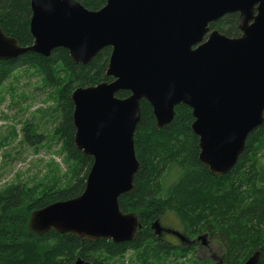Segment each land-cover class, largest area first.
Wrapping results in <instances>:
<instances>
[{"label": "water", "instance_id": "95a60500", "mask_svg": "<svg viewBox=\"0 0 264 264\" xmlns=\"http://www.w3.org/2000/svg\"><path fill=\"white\" fill-rule=\"evenodd\" d=\"M31 11L32 46L22 47L0 25V61L28 53L50 58L64 49L87 66L111 48L104 78L113 79L71 95L74 145L93 165L79 197L32 213L29 230L37 235L55 231L114 245L136 240L143 226L137 214L121 210L120 198L134 192L141 169L134 136L142 101L158 130L173 123L176 107L192 111L199 162L217 177L232 172L251 134L264 126V0H107L99 11L75 0H31ZM231 14L239 15V37L210 33V24ZM121 92L130 95L117 97ZM151 229L185 241L158 220ZM262 255L260 249L244 264H260Z\"/></svg>", "mask_w": 264, "mask_h": 264}, {"label": "trees", "instance_id": "16d2710c", "mask_svg": "<svg viewBox=\"0 0 264 264\" xmlns=\"http://www.w3.org/2000/svg\"><path fill=\"white\" fill-rule=\"evenodd\" d=\"M75 1L91 11H99L107 0ZM31 18V0H0L1 29L6 36L16 39L22 47L32 46L34 41L30 33ZM238 25L239 15L231 14L210 27L229 38H236L240 35ZM57 51H62L65 55L69 54L66 50ZM57 51H54L50 58L28 53L17 61H0V84L6 82L20 67L32 64L39 67L51 66ZM110 55V48L104 49L87 66L76 65L66 58L74 68L83 71L85 76H87L85 72H96L95 77L87 76L82 84H76L74 87H71V84L78 82V78H72L63 96L64 106L67 104V107L63 110L64 118L60 129L66 134V141L71 149L72 183L57 192H54L55 188L52 192H40V190L37 192L36 189L23 187L21 184L11 185L0 191V264H75L76 252L78 259L94 264L92 257L89 256L90 253L96 252L98 246L105 247L110 242H89L72 234L60 235L55 231L41 236L29 230V221L33 212L57 202L77 198L85 190L93 159L76 151L74 105L70 96L78 87H89L111 81L104 78ZM128 96L127 92L117 95L119 98ZM141 111V121L134 136L136 156L141 169L135 177L134 192L120 198L121 210L124 213L137 214L143 226L130 246L138 247L142 240L151 239L157 243V248L161 252L173 249L174 245L154 234L151 229L153 222L162 219L168 211L179 214L184 211V214H191L197 211L198 202L202 209L211 210L213 214L199 227V230L197 229V233L209 232L219 238L221 249L224 250L223 264H243L259 249H263V259L260 264H264V150L259 154L264 147V126L249 137L245 152L240 159L242 163H249L248 175L245 178L250 180L253 187L250 202L243 200L233 205L230 197L234 192L232 189L230 191L226 183L228 175L213 176L199 162L198 137L191 131V126H186L189 120L193 119L190 109L185 106L177 108L180 115H176L173 123L162 130L156 127V119L149 103L142 101ZM24 138L30 146H37L41 142L40 138L34 139L35 136L29 132H26ZM255 140L257 144L253 146L257 149L254 152L255 148L251 149V145ZM189 195L195 206L188 201ZM241 195L243 193L235 195V198L239 199ZM185 202H188V209L185 207ZM191 223L192 226H189L186 221L182 222L187 234L188 231L196 233L193 231L195 228L193 225L196 224L197 228L198 221L192 220ZM109 244L116 248H124L112 242ZM182 248L187 250V247Z\"/></svg>", "mask_w": 264, "mask_h": 264}, {"label": "rangeland", "instance_id": "374dc122", "mask_svg": "<svg viewBox=\"0 0 264 264\" xmlns=\"http://www.w3.org/2000/svg\"><path fill=\"white\" fill-rule=\"evenodd\" d=\"M57 52L51 66L39 67L32 64L20 67L6 82L0 84V191L11 185L21 184L23 187L36 189L37 192H52L53 188L56 189L54 192H57L72 183L71 149L66 141V134L60 129L64 118L63 110L67 107V104L64 106L63 96L72 78H78V82L71 84V87H74L76 84H82L87 76L95 77L96 72H85V76L83 71L69 63L72 62L69 54ZM177 115L179 116L180 112H177ZM193 120L190 119L186 126H191ZM26 132L35 136L34 139L40 138V144L28 145L24 138ZM254 144H257L256 140L251 145L255 152L257 147H254ZM263 150L264 147L259 154ZM255 156L258 157L257 154ZM248 164L240 161L235 171L227 176L226 183L230 191L232 189L234 192L230 197L233 205L243 200L250 202L253 187L250 180L245 178L248 175ZM241 193L243 195L236 199L235 195ZM187 197L195 206L191 196ZM185 203L188 209V202ZM197 206V211L191 214H184V211L181 214L168 211L161 219L163 228L184 233L186 230L182 224L183 220L189 226H192L191 221L195 220L199 225L197 228L196 224L193 225V231L196 233L188 231V235L190 241L198 239L203 232L197 233V229L199 230L213 213L211 214V210L202 209L198 202ZM192 216L196 218L193 219ZM160 239L174 245V248L161 252L157 243L151 239L142 240L138 247L122 245L124 248L113 247L109 241H105L109 243L105 247L98 246L97 251L89 256L94 264H216L224 256V250L221 249L216 235L206 240L210 247H203L202 242L201 247L197 245L191 248L183 245L187 250L171 235L161 236ZM102 241L104 240L99 242ZM74 255L76 264V259L79 260L78 252ZM213 255L217 259L214 260Z\"/></svg>", "mask_w": 264, "mask_h": 264}, {"label": "flooded vegetation", "instance_id": "af4514ba", "mask_svg": "<svg viewBox=\"0 0 264 264\" xmlns=\"http://www.w3.org/2000/svg\"><path fill=\"white\" fill-rule=\"evenodd\" d=\"M106 4H107V1H106ZM106 4H105V6H106ZM104 6V7H105ZM103 7V8H104ZM102 9V8H101ZM220 21V20H219ZM218 21V22H219ZM212 24H215V23H212ZM212 24H210V26L212 25ZM209 26V27H210ZM238 28H239V25H238ZM216 29H211V27H210V33L211 32H213V31H215ZM217 31H219V30H217ZM220 32V31H219ZM221 33V32H220ZM222 34V33H221ZM240 35H241V32H240ZM239 35V36H240ZM238 36V37H239ZM106 49H108V48H106ZM61 50H64V49H61ZM110 50H111V53H112V49L110 48ZM110 57H111V55H110ZM109 61H110V59H109ZM108 67H109V63H108ZM107 70H108V68H107ZM106 79H111V78H106ZM113 81V79H111V81L109 80V81H104V82H112ZM130 95V94H129ZM148 103V102H147ZM150 105V104H149ZM151 106V105H150ZM180 106H178V107H176V115H177V108H179ZM152 108V107H151ZM152 112H153V109H152ZM153 115H154V113H153ZM176 115H175V117H176ZM193 116V115H192ZM155 117V116H154ZM156 119V118H155ZM194 119V118H193ZM194 122V121H193ZM198 141H199V139H198ZM199 144V143H198ZM199 153H200V150H199ZM198 156H199V154H198ZM239 164V163H238ZM237 166V165H236ZM204 167V166H203ZM205 168V167H204ZM205 169H207V168H205ZM235 169V168H234ZM233 169V170H234ZM232 170V171H233ZM207 171L209 172V170L207 169ZM210 173V172H209ZM139 217V216H138ZM139 221H140V218H139ZM157 221V220H156ZM158 221L160 222V224H161V226L163 227V225H162V221H161V218H160V220L158 219ZM140 223L142 224V222L140 221ZM154 223V222H153ZM153 225V224H152ZM152 228V227H151ZM164 229H166V230H172V231H174V232H178V231H175V230H173V229H171V228H164ZM178 233H180V234H182L184 237H185V241L184 242H182L178 237H176V236H174V234L173 233H167V232H165L164 231V233L162 234V236H165V235H171V236H173V237H175L177 240H178V242L183 246V245H185V246H189V247H196L197 245L199 246V247H201V244H200V242H202L203 243V247H210V243L209 242H207L206 240H209V238L211 239V237H213V235H211L209 232H206V233H203L201 236H199L198 237V239H196V240H193V241H190L189 239H190V237H189V235L187 234V232H178ZM201 237H205L204 239H201ZM208 244V245H207ZM184 246V247H185ZM260 250V249H259ZM262 251H263V249H261ZM224 257V256H223ZM222 257V258H223ZM262 257H263V255H262ZM222 258L220 259V260H218V262L216 263V264H223V260H222ZM213 259L215 260V259H217V257L215 256V255H213ZM248 259V258H247ZM246 259V260H247ZM263 258H261V260H262ZM245 260V261H246ZM245 261H244V263H245ZM243 263V264H244ZM261 263V262H260Z\"/></svg>", "mask_w": 264, "mask_h": 264}]
</instances>
